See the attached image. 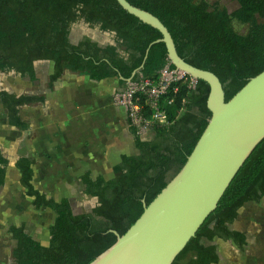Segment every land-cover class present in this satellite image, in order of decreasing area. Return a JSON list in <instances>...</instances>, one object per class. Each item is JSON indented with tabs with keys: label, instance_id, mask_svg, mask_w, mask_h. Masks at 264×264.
I'll return each mask as SVG.
<instances>
[{
	"label": "trees",
	"instance_id": "trees-1",
	"mask_svg": "<svg viewBox=\"0 0 264 264\" xmlns=\"http://www.w3.org/2000/svg\"><path fill=\"white\" fill-rule=\"evenodd\" d=\"M128 1L160 18L186 61L211 70L220 78L226 100L264 70V0H236L239 7L232 12L218 1ZM80 18L115 31L126 43L124 54L115 46H102L88 36L72 43L69 28ZM234 20L248 24L247 32L239 33L233 26ZM161 37L158 29L130 14L117 0H0V72L13 69L34 82V61L51 60V89L69 69L86 72L98 81L117 77V91L123 92L128 86L126 78L141 66L147 50L144 67L132 81L142 77L158 79L167 65L175 69L165 43L155 42ZM190 83L191 76L186 73L168 85L160 98L167 121L152 124V140H143L138 127L130 125L139 153L123 154L121 162L114 166L113 178H93L89 170L81 175L85 193L99 200L90 211L76 214L69 198L58 201L36 188L35 157L17 158L15 167L26 195L33 198L36 208L49 207L56 217L50 225L48 245L27 234L24 223L10 224L6 236L16 240L14 264H88L115 243L114 231L122 235L129 229L144 211V203L149 204L185 164L211 117L207 107L210 85L201 79L194 86ZM44 100V95H17L0 89V105L7 110L10 123L20 130L29 129L30 123L22 118L19 107ZM144 116L151 119L152 111L147 108ZM8 165L9 159L0 147V189L5 185ZM263 197L264 138L245 160L217 208L172 264L218 263L221 255L217 246L204 243V238L232 240L243 248L246 233L229 225L245 202H259Z\"/></svg>",
	"mask_w": 264,
	"mask_h": 264
},
{
	"label": "water",
	"instance_id": "water-1",
	"mask_svg": "<svg viewBox=\"0 0 264 264\" xmlns=\"http://www.w3.org/2000/svg\"><path fill=\"white\" fill-rule=\"evenodd\" d=\"M117 1L162 33L155 42L165 43L176 70L210 85L207 107L211 117L179 172L149 204L144 203V211L124 234L114 231L115 243L88 264H172L264 138V70L226 100L220 78L186 61L159 17L128 0ZM147 54L148 50L141 66L126 78L128 83L144 67Z\"/></svg>",
	"mask_w": 264,
	"mask_h": 264
},
{
	"label": "rangeland",
	"instance_id": "rangeland-1",
	"mask_svg": "<svg viewBox=\"0 0 264 264\" xmlns=\"http://www.w3.org/2000/svg\"><path fill=\"white\" fill-rule=\"evenodd\" d=\"M208 1L210 3L218 1L228 10V12H232L239 7L236 0ZM233 26L239 33L242 34L246 33L248 30V24H242L236 20L233 21ZM84 36L92 38L102 46L111 44L121 53L124 54L125 52L126 43L122 37H120L115 31L102 29L99 22L90 23L85 21L83 18H80L70 25L69 40L72 43H77ZM35 70L38 79L34 82H32L28 76H23L13 69L1 71L0 88L16 94H41L42 92L50 94L51 90L48 86V77L53 70V61L37 60L35 62ZM83 77L87 81L89 75L86 72H73L67 69L59 80L65 81L67 84L70 83L75 84L78 87H82L84 86V82H82L84 79ZM113 79L118 82L117 77H114ZM58 81L56 83H58ZM130 84L131 83H128L127 87H129ZM118 95L119 93H113L111 95L114 102L118 103V100L116 99ZM35 105H37V103L29 105L31 107H20V114L24 118L30 116V133L25 130H20L12 125L8 119L7 112L0 107V147L9 159L6 182L0 189V264H14L15 262L12 252L16 246V240L6 236L11 223H15L17 225L24 223L27 234L31 235L36 240H40L43 244H47L50 239V225L54 222L56 217L55 211L51 208H36L33 205L32 197L26 195V189L21 186L17 180L19 175L14 167L15 161L22 153L30 152L32 144H38L39 147H43L42 142L44 141H42V137L40 140L37 139L38 135L36 128L38 127L35 123L37 115L36 109H32ZM64 107H66L65 104ZM128 124L129 126L134 125L130 120H128ZM152 124L153 123L142 124L140 126L135 125L138 127L137 132L143 140H152L155 137V131ZM46 151L47 149H38V152H40L39 154L42 156V164L46 163V160L51 162L56 161L52 159L53 153ZM70 166L71 167H69L65 163V160H63L62 169L64 170L67 168L71 173L67 176L69 178L67 181L73 186L71 191L73 193L71 198L72 208L76 213L89 211L92 207L98 204L99 200L97 197L86 194L85 191H83L81 176H79L80 181H77L76 176H72V174L74 175V170L78 172L82 171V169L78 168L76 165ZM104 168H110V166ZM113 170L114 167L112 171ZM113 173V176H115L114 171ZM63 174L57 175V180L55 179L54 181L55 184H60L58 178H61ZM49 176H52V173L47 175L48 179L51 178ZM34 183L37 186L41 185V182L38 183L34 181ZM58 187L60 188L61 186L59 185ZM229 226L230 228L245 232L247 235V243L243 248H240L232 240H223L216 237L213 241H208L204 238L202 241L205 243L210 242L215 244L221 255L220 261L214 264H264V197L259 202H245L240 207L237 218Z\"/></svg>",
	"mask_w": 264,
	"mask_h": 264
},
{
	"label": "crops",
	"instance_id": "crops-1",
	"mask_svg": "<svg viewBox=\"0 0 264 264\" xmlns=\"http://www.w3.org/2000/svg\"><path fill=\"white\" fill-rule=\"evenodd\" d=\"M113 78L108 77L98 81L89 76L87 81L85 78L83 81L79 80L84 82L82 87L67 84L59 78L58 83L56 81L53 88H50V94L47 92L37 93L45 96L43 102H38L32 108L36 109L37 115L35 122L38 127L36 128L37 139L40 140L42 137L43 147L32 144L30 152L22 153L20 156L35 157L33 184L48 196H53L56 200L67 197L72 205L73 186L67 181L69 179L67 176L71 173L67 168L62 169L63 160L69 167L76 165L82 169L78 172L74 170V175L72 174L77 177V181H80L79 176L87 170L91 172L93 178L101 175L105 179H110L114 177L113 167L121 162L123 154L135 155L139 153L128 124L126 109L114 102L111 96L113 93H119L117 91L119 79L116 82ZM25 106L31 107L28 104ZM25 119L30 123V116ZM30 132L31 130L28 131V133ZM39 148L47 149L46 152L53 153L52 159L56 161L46 160V163L42 164ZM107 166L110 168H104ZM15 169L20 177L19 170L16 167ZM51 173L52 176H49L51 178L48 179L47 175ZM59 174H63L62 177L60 176L61 178H58L60 184H55L54 181L57 180ZM34 181L41 182V185L37 186ZM81 185L84 191V184L81 183ZM49 240L44 245H48ZM206 244H210V242Z\"/></svg>",
	"mask_w": 264,
	"mask_h": 264
},
{
	"label": "built area",
	"instance_id": "built-area-1",
	"mask_svg": "<svg viewBox=\"0 0 264 264\" xmlns=\"http://www.w3.org/2000/svg\"><path fill=\"white\" fill-rule=\"evenodd\" d=\"M186 73L176 69H170L168 65L160 71L158 79L144 78L132 81L125 91L117 96L118 103L127 112L132 124L140 126L154 122H166L167 112L160 105V98L167 92L168 85L183 77ZM196 79L191 77L190 86H194ZM142 98L145 103H142ZM167 100V99H165ZM173 99H169L172 102ZM149 108L152 111L151 119H146L144 111Z\"/></svg>",
	"mask_w": 264,
	"mask_h": 264
},
{
	"label": "flooded vegetation",
	"instance_id": "flooded-vegetation-1",
	"mask_svg": "<svg viewBox=\"0 0 264 264\" xmlns=\"http://www.w3.org/2000/svg\"><path fill=\"white\" fill-rule=\"evenodd\" d=\"M40 60H41V59H40ZM36 61H37V60L34 61V66H35V62H36ZM50 61H51V60H50ZM53 67H54V62H53ZM52 72H53V70H52ZM52 72H51V73H52ZM51 73H50V74H51ZM50 74H49V75H50ZM48 79H49V77H48ZM36 81H37V80H36ZM55 82H56V81H55ZM0 89H1V88H0ZM21 94H29V93H21ZM21 94H17V95H21ZM32 104H36V103H32ZM24 105H26V104H24ZM24 105H21V106H24ZM28 105H31V104H28ZM21 106H20V107H21ZM0 107H1L2 109H4V110L7 112V110H6L2 105H0ZM20 107H19V108H20ZM20 115H21V114H20ZM21 116H22V115H21ZM22 118L25 119L23 116H22ZM19 180H20V177H19ZM19 180H18V181H19ZM19 183H20V181H19ZM62 198H63V197H62ZM62 198H61V199H62ZM32 199H33V198H32ZM61 199H60V200H61ZM58 201H59V200H58ZM42 207H45V206H42ZM40 208H41V207H40ZM49 241H50V240H49Z\"/></svg>",
	"mask_w": 264,
	"mask_h": 264
}]
</instances>
